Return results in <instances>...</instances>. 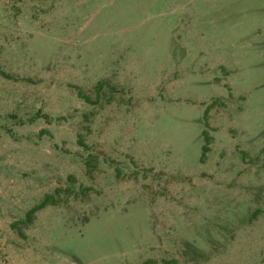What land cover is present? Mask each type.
Wrapping results in <instances>:
<instances>
[{
  "label": "rangeland",
  "instance_id": "rangeland-1",
  "mask_svg": "<svg viewBox=\"0 0 264 264\" xmlns=\"http://www.w3.org/2000/svg\"><path fill=\"white\" fill-rule=\"evenodd\" d=\"M0 264H264V0H0Z\"/></svg>",
  "mask_w": 264,
  "mask_h": 264
},
{
  "label": "trees",
  "instance_id": "trees-1",
  "mask_svg": "<svg viewBox=\"0 0 264 264\" xmlns=\"http://www.w3.org/2000/svg\"><path fill=\"white\" fill-rule=\"evenodd\" d=\"M204 151H206V147H204Z\"/></svg>",
  "mask_w": 264,
  "mask_h": 264
}]
</instances>
